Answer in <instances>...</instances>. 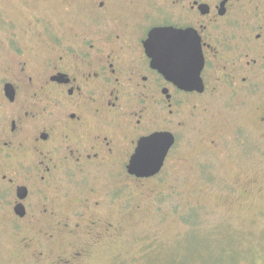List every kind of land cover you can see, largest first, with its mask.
Returning a JSON list of instances; mask_svg holds the SVG:
<instances>
[{
  "label": "flooded vegetation",
  "instance_id": "1",
  "mask_svg": "<svg viewBox=\"0 0 264 264\" xmlns=\"http://www.w3.org/2000/svg\"><path fill=\"white\" fill-rule=\"evenodd\" d=\"M14 2L30 23L23 28L7 14L2 35L42 32L50 43L9 49L16 66L0 74V225L16 256L74 264L83 251H54L58 228L61 238L72 236L84 209L100 207L74 195H99L114 182L100 195L115 199L127 186L118 185L122 178L154 180L179 160L206 100L250 104L252 88L264 93V0H68L56 13L34 0ZM164 29L187 32L195 59L203 57L200 77L186 86L192 70L173 77L151 56V37ZM156 134L173 139L162 170L130 175L140 144Z\"/></svg>",
  "mask_w": 264,
  "mask_h": 264
},
{
  "label": "rangeland",
  "instance_id": "2",
  "mask_svg": "<svg viewBox=\"0 0 264 264\" xmlns=\"http://www.w3.org/2000/svg\"><path fill=\"white\" fill-rule=\"evenodd\" d=\"M14 1L0 0V27L7 14L23 28L30 23ZM34 2L39 10L48 6L55 13L60 3ZM2 34L0 74L16 66L9 49L50 43L42 32ZM255 87L250 104L227 96L206 100L210 104L189 123L179 160L172 158L154 180L122 178L118 185L127 186L115 199L112 192L100 195L114 182L101 186L99 195H74L100 207L84 209L85 222L72 236L61 238L59 227L54 251L81 249L83 256L74 264H264V93ZM76 214L70 215L73 224ZM10 241L8 228L0 225V264L56 262L55 255L39 260L16 256Z\"/></svg>",
  "mask_w": 264,
  "mask_h": 264
},
{
  "label": "snow or ice",
  "instance_id": "3",
  "mask_svg": "<svg viewBox=\"0 0 264 264\" xmlns=\"http://www.w3.org/2000/svg\"><path fill=\"white\" fill-rule=\"evenodd\" d=\"M151 56L169 75L182 78L188 74L195 63V51L188 43L186 35L155 33L149 42ZM159 138L145 140L143 147L136 153L137 164L145 166L151 163L158 151Z\"/></svg>",
  "mask_w": 264,
  "mask_h": 264
},
{
  "label": "water",
  "instance_id": "4",
  "mask_svg": "<svg viewBox=\"0 0 264 264\" xmlns=\"http://www.w3.org/2000/svg\"><path fill=\"white\" fill-rule=\"evenodd\" d=\"M169 31L170 30H165V29L157 30L156 33H168ZM183 35H186L188 39V43L191 45V42L189 40L190 39L189 34H187V32H183ZM197 60H198L197 64L194 65L191 69L193 73L189 77L184 79L185 82H182V85L184 86L188 85L191 81V78L194 76V74L196 78L200 77L201 71L204 66L203 57L200 53H199V58L197 57L195 59V62ZM153 137L159 138L158 140L159 147H158V151L156 153L154 160L148 165L140 166L137 164L136 158H133L128 166V172L130 175H134L138 178H151V177L158 175L159 172L162 170L167 152L173 144V139L171 138V136H166V134H156L147 140H150ZM145 142L140 144L141 147H143Z\"/></svg>",
  "mask_w": 264,
  "mask_h": 264
}]
</instances>
